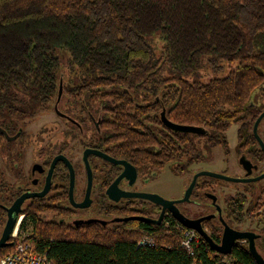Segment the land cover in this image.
<instances>
[{
  "label": "trees",
  "instance_id": "16d2710c",
  "mask_svg": "<svg viewBox=\"0 0 264 264\" xmlns=\"http://www.w3.org/2000/svg\"><path fill=\"white\" fill-rule=\"evenodd\" d=\"M151 37L162 41L160 54ZM63 56L74 75L64 94L76 108L85 95L91 111H104L110 153L156 170L189 163L200 156L196 137L220 142L264 86V0H0V122L17 125L58 97ZM223 61L235 65L223 77L187 78ZM163 113L206 133L174 131ZM50 211L65 215L42 199L24 210L0 258L23 236L54 264H257L243 243L226 255L199 236L189 249L187 227L172 214L76 227L46 218ZM144 238L152 243L140 245Z\"/></svg>",
  "mask_w": 264,
  "mask_h": 264
},
{
  "label": "flooded vegetation",
  "instance_id": "af4514ba",
  "mask_svg": "<svg viewBox=\"0 0 264 264\" xmlns=\"http://www.w3.org/2000/svg\"><path fill=\"white\" fill-rule=\"evenodd\" d=\"M66 104H68V109L61 112L66 123L71 125L66 136L69 138L78 134L81 136L79 145L82 148L83 168H80L78 162L75 161L74 155L66 151V147L59 148L54 153L52 152L54 148L48 150V153L42 148L36 157V136L30 135L25 129L28 125L27 116L18 118L17 125L10 126L0 122V215L5 217L4 227L9 218V208L16 200L26 194H35L44 190L50 168L58 155H64L73 165L75 172L73 184L67 163L59 159L51 174L48 192L44 196L27 197L20 204L21 212L35 204L36 199H42L48 200L53 206H59L60 210H65L63 216L50 211L48 214H52L51 218L76 227L94 223L108 226L120 224L128 219L148 221L137 217L159 219L163 212L161 204L148 198L122 196L123 192L149 193L144 187L151 181L148 177L150 168L138 167L128 159L110 153L109 148L102 144L101 123L104 111H91L85 95L82 97L79 108L74 107L69 97ZM262 113H264V97L257 98L255 95L243 119L228 128L224 139L210 146L205 138L206 151L199 148L200 156L187 165L184 164V158L176 160L179 163L175 169L178 174L191 173L190 184L197 176L190 199L177 204L184 215L192 219H202L199 226L217 244L222 243L227 228L253 233L256 247L263 256L264 116L258 121ZM35 114L36 110L33 115ZM233 125L235 127L230 138L228 132ZM90 132L92 135L89 134ZM87 149L99 150L116 159L126 160L136 168V172L121 178L125 170L124 165L91 153L88 156L92 175L91 200L88 205L80 206L79 204L86 200L89 186V172L84 158ZM217 150L219 153L216 155ZM215 160L222 168L220 170L208 169L206 166L212 165ZM204 172H213L225 177H217ZM118 178L120 179L115 186L117 187L115 193L121 197L116 200L110 197L108 189ZM56 197H61V199H56ZM187 205H192V210L187 208ZM169 214L172 213L165 210L160 222ZM24 217L23 213L18 216L20 224ZM195 232L208 241L198 230ZM238 243L249 247L250 239L247 237L237 240L232 250Z\"/></svg>",
  "mask_w": 264,
  "mask_h": 264
},
{
  "label": "rangeland",
  "instance_id": "374dc122",
  "mask_svg": "<svg viewBox=\"0 0 264 264\" xmlns=\"http://www.w3.org/2000/svg\"><path fill=\"white\" fill-rule=\"evenodd\" d=\"M150 40L156 52L160 54L163 45L162 41L157 37H151ZM61 66L62 67L60 72L61 74H63L64 78L63 80H61V82L62 84H64L69 77L73 76L72 78H74V75H72V72L68 67L66 56H63ZM232 67H235V65ZM232 67L228 62L223 61L222 69L219 71H215L207 62H205L203 63V67L198 72L187 76V78H189L190 80L196 79L202 82H208L212 78L223 77L227 75ZM170 74L171 71L169 69L164 72L165 76ZM63 95H65L64 85L63 93L59 101L58 97L56 96L49 102L46 108L38 110L36 114L31 117L27 116L26 120L28 121V125L25 129H27L30 135L36 136V157L38 152L41 151L42 148H44V150H47V153L48 150L54 148L52 151L54 153L57 152L59 148L66 147V151H70V153L74 155V159L76 162H78L80 168H83V162L81 163L82 148L81 145H79L81 136H79L78 134L72 138L67 137L66 132L69 130V128H71V125L69 123H66V119L56 111V107L60 112L68 109V104H66V100L68 99V97L65 95L63 98ZM256 95L257 98L264 97V86L263 88H260V90H258ZM234 127L235 125H233L228 132L230 138ZM89 134H91V132ZM195 141L198 145V148L205 152L206 139L197 137ZM217 153H219V150H217L216 155ZM183 160L184 164L187 165L188 158L185 157ZM178 163V161L170 162L166 164V166L161 170L150 168L148 170V177L149 179H151V181L145 185L146 187H144V189L149 192L162 195L163 197L168 199L178 200L183 198L187 188L189 187L192 175L188 172H186L185 174H178L175 169L178 166ZM219 164L220 163H217L215 160L212 165H208L206 167L208 169L220 170L222 167L219 166ZM187 206V208H190L192 210V205ZM44 216L46 218H51L52 214L47 213L44 214ZM3 229L4 224L0 223V235L3 232ZM17 231L19 232V229H17ZM22 238L23 236L20 239Z\"/></svg>",
  "mask_w": 264,
  "mask_h": 264
},
{
  "label": "water",
  "instance_id": "95a60500",
  "mask_svg": "<svg viewBox=\"0 0 264 264\" xmlns=\"http://www.w3.org/2000/svg\"><path fill=\"white\" fill-rule=\"evenodd\" d=\"M63 93V84L62 82L60 83V89H59V94H58V100L61 98ZM56 111L62 115V113L58 110V108L56 107ZM264 116V113H262V115L260 116V118L258 119V121ZM163 122L165 123V125H167L169 128L176 130V131H184V132H192V133H201V134H205V129L203 127L200 126H196V125H187V124H179V123H175L170 121L169 119L166 118L165 114L163 113ZM91 153H95L98 154L104 158L109 159L112 162L115 163H120L122 165L125 166V170L123 172V174L121 175V178L124 177L125 175L129 174V173H133L135 174L136 172V168L128 161L126 160H120V159H116L114 157L109 156L108 154L101 152L99 150H95V149H87L85 151V161H86V166L89 172V186H88V190H87V197L86 200L79 204L80 206H86L88 205V203H90V194H91V190H92V175H91V165L88 159V156ZM62 159L64 160L70 171H71V175H72V184L74 182V167L71 164V162L64 156V155H58L55 157L52 166L50 168V172L48 175V179H47V183L46 186L44 188L43 191L41 192H37L35 194H26L24 196H22L21 198H19L18 200H16L14 202V204L9 208V218L7 220V223L4 227L3 233L0 237V248H4L10 244H13L10 242V239L12 237V232L14 231L15 227L18 224V216H20L21 212V208H20V204L27 198L33 195L36 196H44L49 188H50V179H51V174L53 172V169L55 167L56 162ZM206 174L209 175H214L217 177H225L221 174H217V173H213V172H204ZM228 178V177H226ZM120 178H118L108 189V194L110 195V197H112L113 199L118 200L121 195H117L115 193V190L117 187H115L118 183ZM196 179L197 176L193 179V181L191 182L190 186L188 187V189L186 190L185 196L182 199H168L165 198L159 194L156 193H148V192H136V193H130V192H123L122 196H128V197H142V198H148L158 204H161L163 206V212L160 216L159 219H150V218H141V217H137L140 219H144V220H148V221H152L155 223H159L163 217V213L165 210H169L172 215L178 220L180 221L183 225H185L188 228H192V229H196L198 230L206 239H208V241L210 242V244L212 245V247L214 249H216L218 252L221 253H230L232 251V247L233 245L236 243L237 240H242L245 239L247 237H249L250 239V251L253 254L254 258L257 261V264H264V257L262 256V254L258 251L257 247H256V242H255V238L253 233L250 232H242V231H237L231 228H227L225 230V233L223 235V240L221 244H217L215 243L213 240L210 239L209 235L199 226L200 222L202 221V219H192L187 217L186 215H184L179 207H178V203L180 202H184V201H188L190 199L192 190L194 188V185L196 183ZM231 179V178H228ZM127 219V218H126ZM104 223V222H103ZM106 224V223H105Z\"/></svg>",
  "mask_w": 264,
  "mask_h": 264
},
{
  "label": "built area",
  "instance_id": "2783aa9c",
  "mask_svg": "<svg viewBox=\"0 0 264 264\" xmlns=\"http://www.w3.org/2000/svg\"><path fill=\"white\" fill-rule=\"evenodd\" d=\"M20 222L18 221L17 227L13 233V237L18 236V227ZM200 238L196 234L195 230L188 228L186 230V239L184 240V245L191 249L194 241H199ZM146 243H152L151 240H142L139 244L144 245ZM0 264H54L50 259H48L46 254L39 253L33 250L29 242L19 239L15 250L0 258Z\"/></svg>",
  "mask_w": 264,
  "mask_h": 264
},
{
  "label": "bare ground",
  "instance_id": "6f19581e",
  "mask_svg": "<svg viewBox=\"0 0 264 264\" xmlns=\"http://www.w3.org/2000/svg\"><path fill=\"white\" fill-rule=\"evenodd\" d=\"M195 230H196V229H195ZM200 234H201V233H200ZM144 239H145V238H144ZM144 239H143V240H144ZM226 255H227V254H226ZM228 255H229V254H228Z\"/></svg>",
  "mask_w": 264,
  "mask_h": 264
}]
</instances>
